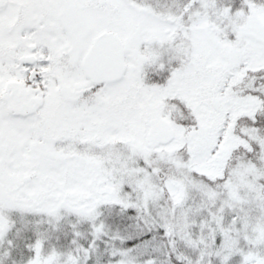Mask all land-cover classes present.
<instances>
[{"label": "snow or ice", "instance_id": "snow-or-ice-1", "mask_svg": "<svg viewBox=\"0 0 264 264\" xmlns=\"http://www.w3.org/2000/svg\"><path fill=\"white\" fill-rule=\"evenodd\" d=\"M0 264H264V0H0Z\"/></svg>", "mask_w": 264, "mask_h": 264}]
</instances>
